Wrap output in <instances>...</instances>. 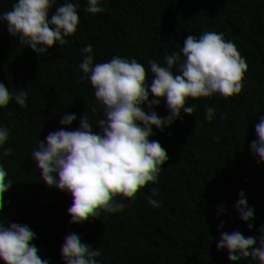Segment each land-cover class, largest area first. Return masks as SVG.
<instances>
[{
	"label": "trees",
	"instance_id": "trees-1",
	"mask_svg": "<svg viewBox=\"0 0 264 264\" xmlns=\"http://www.w3.org/2000/svg\"><path fill=\"white\" fill-rule=\"evenodd\" d=\"M109 9L0 0V264L80 255L52 205L102 211L90 264H264V0H140L123 37ZM160 103L166 146L119 164Z\"/></svg>",
	"mask_w": 264,
	"mask_h": 264
},
{
	"label": "clouds",
	"instance_id": "clouds-1",
	"mask_svg": "<svg viewBox=\"0 0 264 264\" xmlns=\"http://www.w3.org/2000/svg\"><path fill=\"white\" fill-rule=\"evenodd\" d=\"M140 15V0H110V9L106 12L103 23L113 27L117 37H123L132 31ZM165 110V105L160 103L150 108L152 117L139 107L128 111L119 126V135L114 138V142L121 148L118 154L119 164H127L149 145L166 146L164 133L155 118ZM170 159L173 163L179 162L178 156L173 155ZM49 213L53 219L70 220L72 231L78 237L81 253L79 256L63 255L49 259L46 264H90L97 258L101 261L111 258L110 249L114 240L107 232L98 228L103 215L99 208L92 206L84 210H65L52 205Z\"/></svg>",
	"mask_w": 264,
	"mask_h": 264
}]
</instances>
